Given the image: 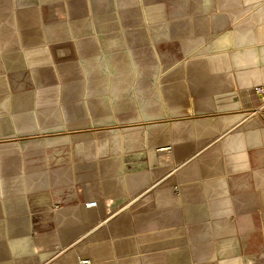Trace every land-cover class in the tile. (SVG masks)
I'll return each mask as SVG.
<instances>
[{
	"label": "crops",
	"instance_id": "obj_1",
	"mask_svg": "<svg viewBox=\"0 0 264 264\" xmlns=\"http://www.w3.org/2000/svg\"><path fill=\"white\" fill-rule=\"evenodd\" d=\"M84 1L0 0V264H80L81 259L162 264L161 252L167 254L166 264H264V121L256 112L249 109L232 135L249 152L241 166L251 179L247 192L234 190L231 209H225L194 205L189 191L193 101L209 107L215 97L208 92L218 89L219 109L231 112L238 104L231 103L234 94H224L226 88L236 87L232 93L264 83V35L258 32L264 26V0H119L123 13L139 7L169 13L167 22L151 25L169 24V35L161 40L140 42L147 26L138 29L139 24L123 31L127 45L151 46L138 50V59L147 54L158 60L152 70L167 74L164 98L158 89V98L123 102H113V90L94 79L102 76L101 68L86 63L96 49L97 28L112 25L80 21L104 8L96 0ZM202 17L210 21L197 27ZM128 25L119 21L116 27ZM226 27L232 32L224 34ZM207 34L217 35L209 53L216 55L215 69L176 62L160 67L165 55L188 59L189 39ZM86 41L89 46L82 47ZM178 44L182 51L160 50ZM127 57L124 53L121 59ZM125 64L116 71L128 79L134 71ZM226 65L231 71L220 73ZM196 69L201 73L193 86ZM97 125L105 126L97 132ZM225 165L207 163L205 170ZM241 217L252 226L241 228ZM118 224L123 227L116 229ZM102 232L111 240L122 236L123 243L99 247L96 236ZM129 235L148 242L124 243ZM227 235H233L232 242L220 245ZM247 235L253 253L260 254L245 260L240 256ZM113 250L121 251L119 260ZM219 251H231L234 258L218 260Z\"/></svg>",
	"mask_w": 264,
	"mask_h": 264
},
{
	"label": "rangeland",
	"instance_id": "obj_2",
	"mask_svg": "<svg viewBox=\"0 0 264 264\" xmlns=\"http://www.w3.org/2000/svg\"><path fill=\"white\" fill-rule=\"evenodd\" d=\"M84 2L87 3L88 0H85ZM96 3L98 5L102 4L99 6H103L104 8H97L96 11L91 12L90 16L80 19V21L82 22L85 20H94L96 21L97 25H101L105 22L111 23L112 25L111 28L107 29L97 28L96 32L98 34V38L95 44V52H92V56L86 59L88 60L86 63L90 62L89 65H92L93 68H101L102 76L101 74H97V77H95L94 79H98L99 81L96 82L104 84L103 87H107V89L113 90V102L137 100L139 98H142L143 95L146 96V98H158V89H160L161 98H164L167 86V84H165V82L167 81V74L161 73L159 75L158 72L153 73L152 68L158 67V60L153 62L151 55L147 56L146 54L145 56H142L141 59H138L137 51L142 49L141 44H133L130 46L127 45L123 38V31H125V29H136V25L139 24L138 29L147 26L143 30V32L139 34V36H141L140 42L150 44L156 41L157 38L161 40L162 38H166L169 35V24H162L158 26L151 25L155 24L156 22H167V20L169 19V13L165 10H161L158 13L152 10L143 11L142 7H139L140 10L135 11L134 13H123L124 11L120 6L119 0H96ZM104 4H107V6H105ZM252 18L250 19L251 21ZM214 19L215 18H213V20ZM196 20L197 27H199L201 22L207 25V21H210V19H206V17H202L201 19L197 18ZM119 21H121L122 23H128L129 25L126 28L122 27L119 29L116 27L119 24ZM211 24L212 22H210L211 28L209 29H213L214 27H212ZM259 24L260 22L258 21V25ZM192 26L193 29L195 25L193 24ZM110 29H112L113 32H109ZM182 32H184V28H181V33ZM202 32H207V29L203 30ZM224 32V34H229L230 32H232V28L226 27ZM258 32L264 35V26L258 28ZM133 35L136 34H130V36ZM216 36V34L192 36V38L189 39V41H191L192 52L187 56L188 59H179L178 57L176 58V60H170L165 55L166 57L164 56L161 59L160 67L162 69H167L170 63L174 64L176 62L178 66H181L179 65L180 63H182L183 65L184 63H188V68L190 67V69L201 67V64L203 66H206L208 70L215 69L216 60L214 59V57H216V55L209 53L211 52V48H216V43L213 44L216 41ZM85 46H89L88 41L82 42V47ZM180 47H182L180 44L171 45V47L169 45H164L160 50L164 53H167L168 55L169 51H182L180 50ZM258 47L259 46H257V49ZM147 49L148 51L152 50L150 45H145L142 50ZM124 53H129V58L127 57L125 59L126 64L125 61L121 59ZM206 57H212L213 59L207 60L205 59ZM225 62L227 61L225 60ZM124 64L128 67L127 69L130 72L134 71L132 75L128 77V79L126 78V76H121L118 70L116 71V68H118L120 65L122 67L124 66ZM137 69H144L145 73L137 75L135 73L137 72ZM198 70L199 69H196L193 72V86H196L199 81V78L195 79V76L201 73V71L199 72ZM230 71L231 68L227 67L226 65L224 67V70L220 71V73L225 74ZM84 78L85 76H81L82 80H84ZM160 80L161 84L159 86L158 82ZM216 84L217 83L215 82L214 85L216 86ZM259 88L262 89L261 92L258 91ZM236 89V87L226 88V93H224L225 95L234 94L231 96V103L238 104V108L233 109L231 112L219 109V105L217 104L218 99L216 98L218 95V89H214V92H208L210 97L212 95L211 93H213L215 97H211V100H214L215 102L212 103L211 101L212 104L209 107H202L199 103H197V101H193L194 107L192 115V125L194 135V150L190 157L193 171L189 191L191 193V198L194 205L197 203L207 202V204H209L211 207L219 205L225 209H231L230 196L233 191L235 190L236 192H238L240 190L241 192H247L248 190V183L251 181L250 175L249 172L245 169L242 170L241 166L243 167L244 164L248 163L249 152L248 149L244 147V142L239 140L238 137L232 138V135L236 133L237 130L241 127V123L238 124L239 119L242 116H245L249 112V109L252 114H255L256 112V118L260 117L264 121V106L258 108L250 106L251 103L254 102H257L259 105L264 103V83L256 86H244L242 88H239L241 91L237 90L239 93L237 91H233L232 93L230 92V90ZM225 117L234 118H231L230 121L224 123ZM104 126L105 125H97L96 128L93 129H97V132H99V130H102ZM84 160L85 159L82 157L81 162ZM218 161L220 164H226L223 168H221L223 170H209V172L205 170L207 167V163H217ZM236 162L239 164L237 165V169L234 170L232 169V167ZM177 174H180V171H177ZM238 185L240 186V189L238 188ZM223 217L224 216L222 214H217L216 216L217 219H222ZM239 223L241 225V228L243 229H248L252 226V224L249 223V219H245L242 217L239 218L238 224ZM198 226H200L199 223L193 224L194 228ZM122 227L123 226L119 224L116 225V229H121ZM111 238L112 237L102 232L100 235L96 236V243H100L99 247H102V245L106 243L114 244L115 246L123 243L122 236L120 235L113 236L112 240ZM164 238L167 237H161V239ZM177 238L181 237L177 236ZM232 238L233 235H227L225 238L223 236L220 240V243L222 241L223 243H231ZM250 238L252 239V237L248 235L242 237V243L246 244L244 245L242 255L240 256L241 259L247 260L249 259L250 255L251 257H253L254 255L260 254L259 251V253H253V247H249L248 243L250 241ZM123 240L124 243H128L129 245H135L137 242H144L145 244L146 242H148L147 238H145L142 242V237L140 241H138L136 235L124 236ZM195 243L196 241L190 242L189 247L191 245H195ZM223 243H221L220 245H222ZM121 256V251L113 250V258L119 260ZM223 258L233 259L234 254H232L231 251H219L218 260H221ZM160 259L162 264H166L168 260L167 254L165 252H161ZM91 263V259H81L80 261V264Z\"/></svg>",
	"mask_w": 264,
	"mask_h": 264
},
{
	"label": "built area",
	"instance_id": "obj_3",
	"mask_svg": "<svg viewBox=\"0 0 264 264\" xmlns=\"http://www.w3.org/2000/svg\"><path fill=\"white\" fill-rule=\"evenodd\" d=\"M261 90H262L261 88H259V89H258V91H260V92H261ZM94 205H96V203H95V202H93V203L89 204V206H94Z\"/></svg>",
	"mask_w": 264,
	"mask_h": 264
}]
</instances>
